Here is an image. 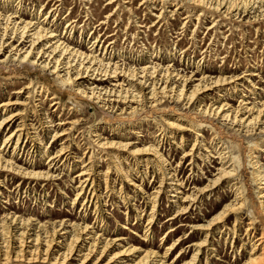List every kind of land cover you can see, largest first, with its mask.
<instances>
[{"label": "rangeland", "instance_id": "obj_1", "mask_svg": "<svg viewBox=\"0 0 264 264\" xmlns=\"http://www.w3.org/2000/svg\"><path fill=\"white\" fill-rule=\"evenodd\" d=\"M178 1L180 6L178 5L175 8V6H170L171 0H115L111 6L106 4L108 0H62V5L58 7V10H60L57 13L55 11L48 13L52 9L54 1L0 0V13L13 15L17 11L16 15L20 16L22 20L38 21L39 19L40 22L44 20L47 14L48 18L44 22H47L49 27L52 26L51 29L56 28L55 30L59 35L62 34L67 21H75L73 24L75 28L70 33H67L64 38L67 43L85 53L91 50L95 52L94 54L97 53L96 55L101 57L103 48L100 49V46L102 44L107 46L109 42H112L110 45L113 50L112 53H115L114 62L119 58L129 66H142V64L149 63L148 61L150 60L162 66H170L171 64L170 69H174L180 75L189 76V73L192 72L193 74H206V76L211 77L233 74L248 78L246 76L247 73L244 71L253 70L250 67L255 66L252 63L254 62L257 64L256 68H254L257 70L256 74H258V77H249L248 80L255 85L254 91L256 94L253 97L256 98V101L264 102V92L261 91V89H264V16L258 18H251L253 14H248L247 16L240 14L237 17L225 16L222 13L223 11L219 12L197 7L184 0ZM160 9H162L163 16L166 18L160 20L158 24L152 27L151 24L157 21L156 16ZM171 11L175 13H171ZM110 13L112 17L109 23L97 26L100 20ZM199 13H202V16H199L196 21L195 15ZM185 16H188L187 22L182 19ZM212 19L216 21L217 25L211 30H206L210 26ZM140 24L145 26V28L139 26ZM111 34L113 36L108 37ZM96 36H99L98 38L102 40L101 45L95 47V44L91 46ZM12 42V39H7V43ZM14 44L16 43L14 42ZM153 50L156 53L158 52L157 54L161 58L154 59L152 54L150 56L152 58H150L149 54ZM205 50L206 52L204 53ZM116 53H120V57H116ZM1 54L3 55L0 56V61L9 55L6 48ZM108 54L105 55L106 58H108ZM201 57H203L202 60ZM2 65L5 66L1 67ZM2 65H0V103L8 100H17V102L23 104L9 107L7 115L12 111L18 110L22 115L18 117L19 119L8 131L0 135V143L18 124L32 123L37 128L38 140L34 139L33 130H28L27 137L23 136L24 138L20 141L21 152L16 157L19 164L32 161L36 164L39 163L41 169H45L46 167L43 166L45 159L49 155L54 154L61 143H64L69 151L65 155H68L66 166H61V163L57 165L59 179L56 181L35 184V182L25 180L24 183L17 186L19 181H23L21 178L0 172V183H5L4 187L0 186V193H2L0 195V219L5 214H9V216L15 214L18 217L33 220L32 223L34 224L43 225L45 226L44 229L47 230H50V223L60 220L79 224L85 223L95 228L93 230L98 232V234L108 232L109 234H105L108 239L127 238L129 245L142 246V249H153L159 255H162L165 248L177 237L187 235L182 245L174 249L166 258L167 262L173 261L180 249L184 248L183 250H185L186 246L201 240L202 236H193V232H190L189 228H184L179 230L173 237L163 238L162 242H160L169 227H176L181 224L178 221L173 223L171 221L165 222L174 214L175 208V204L170 202L174 201L175 198L170 197L173 193L168 192L167 185L161 187L163 193L160 194L158 200L157 215L153 220L151 229L146 236L144 235L147 216L150 213V208L147 206L144 195L151 194L159 186L160 179L163 180L161 175L162 163L159 159L151 157V162L146 164L138 162L137 158L139 156L130 155L129 151L113 147L98 148L95 145V136L100 134L102 140L107 143H125L130 141L134 143L133 147L137 149L148 144L159 146L161 148L159 154L166 158L167 162L173 167L177 163H181L177 169L182 171L184 177L189 176L191 173H189L187 165L191 162V155L195 154L196 157L198 152V158L201 160V155L206 154L202 150L203 148H206L213 155L223 143L224 146L229 147L231 155L236 158L240 168H243L241 176L238 178V187L241 186V189L245 190V198L251 202L252 207L241 215L242 222L238 225L239 240L241 241L235 239L234 248L232 249L230 247L232 236H229V238L227 236V242H224L226 236L223 235L222 238L221 233L219 235L221 229L223 230V224H218L217 229L213 232L214 241L211 240L218 254L208 255L205 251L206 249H204L201 263L203 264L205 259L204 252L209 264H233L234 259L237 264L243 263L247 258V254L241 251L244 248L241 242L243 241L244 244L250 243L244 238L243 229L248 226V223L256 221V216L260 211L259 202H261L257 196L258 185L252 182V170L247 164L250 148V146L248 147L249 139L244 140L235 131L218 124H210L208 120L197 116V102L187 106L184 103H170L168 100L157 106L156 109L159 112L147 117H145L146 114H143L134 123L128 121L130 119L128 115L120 114L118 108L113 109L110 113L109 110L102 111L97 105L78 98L65 86L56 82L55 75H51L38 66L14 68V65L10 63ZM243 72L244 74H242ZM197 78L199 77H195V79ZM41 84L47 89L46 95L43 94L36 97V91H38ZM242 84L248 87V84L244 82ZM25 87L27 88L25 89ZM249 89L252 88L249 86ZM59 92H62V95H57ZM208 93L209 96L203 99L200 108L203 107V104L204 106L209 105L210 99L215 96L214 91ZM245 93L249 97L252 96L248 92ZM52 96H56L57 99L50 100ZM235 96L226 100L233 107L238 105L239 91H237ZM56 101L58 104L51 106ZM220 104L219 102L217 105ZM116 106L124 107V105H119L118 103ZM166 113H171L177 117L180 116L181 119L191 124L189 127L192 131L178 133L174 129H170L165 125L166 121L163 119ZM1 115H4L2 108H0ZM114 116H116V121L111 118ZM109 117L111 119L107 120ZM46 121L51 122L50 125H57L59 122L65 123L53 128L59 131L66 130V134L58 138L59 141L55 144L51 142L53 129H46L45 126L47 124H43ZM130 123L134 125L133 128H128ZM170 131L176 132L174 137L170 135ZM197 133L201 135V137L197 138V142L201 141L200 145L202 146H198L199 148L191 152L190 156L183 157L184 153L190 151ZM180 136H182V139H180ZM172 143H175L178 148ZM13 145L14 141L4 150L7 152V156L12 153ZM44 146H47V150L43 155ZM32 150L37 152H31ZM90 155L91 159L88 161ZM40 156H42L41 159ZM195 157L194 163L198 165L197 168L200 165L203 171L198 172L196 168H193L191 179L187 182L184 193H191V191H187L190 188V190H193L192 188H202L206 184L205 178L212 180V177H210V173L213 172L212 168H203L201 161ZM259 157L260 165L264 168V153L259 154ZM79 160L80 162L81 160L84 161L85 164L90 162L89 166H92L95 182L93 190H95L96 196L99 197L96 209L94 208L95 203L91 201L87 206L82 205L83 199H87L91 184L87 186L79 201L72 205V200L76 193L74 187L77 186L74 177L76 173H79V168L82 167L80 162H77ZM142 168L146 170L145 176H143L144 170ZM123 173L127 178H123ZM201 173H203L204 177L201 176ZM71 179H73L72 182ZM198 179H203V181L197 182ZM227 186L228 184L223 183L214 189L211 194L203 196L195 205L196 208L194 207L188 215L189 224H206L211 217L222 209L224 204L229 203L232 198L227 200L224 196L227 192ZM126 198L131 199L126 200ZM4 200H8L7 204L2 203ZM141 211H143V216L140 221H137L135 216L137 212ZM125 212L128 213V216L124 215L126 214ZM97 214L99 218L102 215L101 221L98 217L95 221L94 216H97ZM233 219L234 216H231L226 221L231 229L236 227H233ZM121 227H126L127 230ZM33 228L36 230L35 227ZM255 228L252 239L260 236L264 228V221L257 224ZM128 231H132L133 234ZM58 240L61 241V239ZM145 242L151 243L153 246H148ZM260 245L257 246L259 252L264 247V240ZM57 249L54 248V250ZM249 249L250 245H247L246 252ZM120 250L121 248L109 249V255H113ZM190 255L191 253L187 249L186 255L182 259L178 258L181 260L175 264L188 260ZM72 259H77L76 255ZM103 259L99 264H104L107 261V258ZM92 262L88 264H92ZM70 263L76 264V261H70ZM9 264L27 263L11 262Z\"/></svg>", "mask_w": 264, "mask_h": 264}, {"label": "bare ground", "instance_id": "obj_2", "mask_svg": "<svg viewBox=\"0 0 264 264\" xmlns=\"http://www.w3.org/2000/svg\"><path fill=\"white\" fill-rule=\"evenodd\" d=\"M49 1L54 2L51 7L52 9L48 13L54 11L57 13L60 10H58V7L62 5V0ZM171 1L170 6H175L176 8V6L179 5L178 0ZM184 1L197 7L217 10L219 12L223 11L222 13L225 14V16L231 15V17H237L240 14L243 16L253 14L251 18L264 16V0ZM114 2L115 0H108L106 4L111 6ZM161 10L162 9L158 10L159 13L156 16L157 21H154L151 24L152 27L155 26V24H158L160 20L166 18L163 16ZM174 11H171V13ZM16 13L17 11L14 12L15 15L0 13V56L3 55L1 53L5 48L9 54L4 60L0 61V65L10 63L14 65V68L21 66H38L40 69L46 70V72L51 75H55L56 82L65 86L66 89H69L78 98L97 105L102 111L109 110L111 113L113 109L118 108L120 114L128 115V117H130L128 121L134 123H136V120L143 114H146L145 117H147L159 112L156 109L157 106L168 100L170 103H184L187 106L197 102V116L204 118V120H208L210 124H218L235 131L240 135V138H243L244 140L249 139L250 143H248V147L250 146V148L247 164L252 170V182L258 185L257 196L261 202H259L260 211L256 216V221L248 223V226L243 229L244 238L247 242L250 241V243L244 244L243 241L241 242V245L244 247L241 251H244V253L247 254V258L242 264H264V247H262L260 252L259 249H257V246H261L260 243L264 240V228L258 238L252 239L256 229L255 226L261 221H264V168L260 165L259 161V154L261 155L264 153V102L256 101V98L253 97V95L256 94L254 91L255 85L251 84L252 81L248 80L249 77H258V74H256L257 70L255 69L257 64L252 62L255 66H251L250 68L253 70L244 71L247 73L246 76H248V78L233 74L229 76L224 74L218 75L217 77H211L208 75L206 76V74H193L192 72L189 73V76L185 74L180 75L174 69H170L171 64L170 66H162L150 60L148 61L149 63L142 64V66H129L119 58L114 62L115 53H112L113 50L110 45L112 42H109V45L107 46H104L103 44L101 45L102 40L98 38L100 35L93 39L91 46H94L95 44V47L101 45L100 49L103 48L101 57L96 55L97 53L94 54L95 52H92L91 50L90 52L85 53L67 43L64 38L67 33H70L72 29L75 28V25H73L75 21L70 20L66 22L64 30L62 31L63 35L61 34V36L57 34L55 30L56 28L51 29L52 26L49 27L47 22H44V20L48 18L47 14L44 17V20L40 22L39 19L38 21L22 20L20 16L16 15ZM195 16L197 21L199 16H202V13ZM111 17V13L108 14V16H105L100 20V23L97 24V26L107 25ZM187 18L188 16H185L182 19L185 22ZM216 25V21L212 19L210 21V26H208L206 30H211ZM139 26L145 28V26H142L141 24ZM109 36H113V34L108 35V37ZM7 39H12L13 42L7 43ZM14 42L16 44H14ZM205 52L206 50L204 53ZM157 53L153 50L149 54V57L152 54V56L154 55V59L161 58ZM107 54L108 58L105 56ZM116 55V57H120V53H116ZM202 59L203 57H201V60ZM4 66L5 65H2L1 67ZM244 72L242 74H244ZM195 77L199 78L195 79ZM243 82L248 84V87L245 86V84L243 85ZM249 86L252 89H249ZM26 88L27 87H25V89ZM46 91V87L41 84L38 91H36V97L42 96L43 94L46 95ZM213 91L215 92L214 99H210L211 102L209 105L204 106L203 104V107L200 108L203 99L209 96L208 92ZM237 91H239L240 97H238V105L233 107L226 100L232 99L235 94H237ZM261 91L264 92V89H261ZM16 92L21 93L20 91ZM245 92H248L252 96H247ZM57 95H62V92H59ZM56 99V96L50 98V100ZM219 102L221 104L217 105ZM117 103L119 105H124V107L121 108L116 106ZM21 104L23 103H19L17 100H8L0 103V108H2V111L4 112V115L0 116V135L8 131L16 120L19 119L18 117L22 115L19 110L15 112L12 111L7 115L9 107L19 106ZM56 104H58L57 101L52 103L51 106H55ZM116 116L111 118L116 121ZM111 118L109 117L107 120H110ZM163 119L166 121L165 125L170 129H174V131H177L178 133L192 131L189 127L191 124L181 119L180 116L177 117L171 113H166L165 116H163ZM43 124H47L45 126L46 129H53L55 126H61L65 123L59 122L57 125H50L51 122L46 121ZM133 127L134 125L132 123L128 125V128ZM28 130H33V133L35 134L34 139H37L38 133L36 132L37 128H35L34 124L20 123L0 143V172H4L5 175L11 174L21 178L23 181H19L17 186L24 183L25 180L33 183L35 182V184L58 180L59 173L57 172L59 170L57 165L61 163V166H66L68 155H65L69 151L68 147L65 146L64 143H61L59 149L45 159L43 165L46 167L45 169H41L39 163L36 164L32 161L30 163L24 162L19 164L16 157L19 152H21L20 141L24 138L23 136L27 137ZM65 131L66 130L59 131L53 129V134L51 136L52 144L57 143V141H59L58 138H61L66 134ZM174 131L169 132L173 137L176 134ZM195 136L196 139L191 145L190 151L184 153L183 157L190 156L191 152H194L196 148L202 146L200 145L202 143L201 141L197 142V138L201 137V135L197 133ZM95 137V145L98 148L113 147L119 150L129 151L130 155L139 156L137 158L138 162H144L146 164L151 162V157L159 159L162 163L161 175L163 180L160 179L159 186L151 192V194L144 195L147 206L150 208V213L147 216L148 218L145 224V236L151 229L154 222L153 220L158 212V200L160 194L163 193L161 187L167 185L169 189L168 192L173 193L169 196L175 198L174 201H170L175 204V208L174 214L165 222L167 223L171 221V223H173L178 221L181 224L176 227H169L160 239V242H162L163 238L168 239L173 237L179 230L184 228H189L190 232H193V236L201 235L202 239L189 244L186 246L185 250H183L184 248L180 249L175 255L173 261L167 262L166 258H168L174 249L182 245L184 240H186L187 235L184 237H177L165 248L162 255H159L156 250L142 249V246L129 245L127 238L108 239V237L105 236L106 233L109 234L108 232L98 234V232L93 230L95 228L85 223L79 224L68 222L67 220H60L50 223V230H47L44 229L45 226L43 225L32 223L33 220L31 219H24L15 216V214L12 216L5 214L0 219V264H9L11 262H26L27 264H71L70 261H76V264H88L91 263V261H93L92 264H99L102 262L103 258H107V261L104 264H175L186 255L187 249L191 253L190 258L180 264H202L201 256L204 249H206L205 251L208 255L218 254L217 249L214 248V245L211 242V240L214 241L213 232L217 229L218 224H223V230L221 229L219 235L221 233L222 238L223 235L226 236L224 242H227L229 236H232L230 247L232 249L234 248V240L240 239L238 225L242 222L241 215L244 214L245 211H248V209L252 207V204L245 198V190H242L241 186L238 187V178L241 176L243 168H240L236 158L231 155L229 147L224 146L223 143H221V145L219 144L220 147L218 151L215 150L216 152H214L213 155H211V152L209 153L206 148H203L202 150H204L206 154L201 155V160L198 158V152V156L196 157L195 154H193V156L191 155V162L187 164L189 167L188 171L191 173L189 176L184 177L182 171L177 169L181 163H177L176 166L173 167L167 162L166 158L159 154V151L161 150L159 146L148 144L137 149L133 147L134 143L130 141H126L125 143H107L102 140L100 134ZM180 139H182V136H180ZM13 141L14 145L12 146V153L7 156V152L4 150L9 144L11 145ZM172 144L175 145V143ZM43 148L44 150L42 154L44 155L47 146H44ZM31 152L36 153L37 151L32 150ZM90 157L91 155L88 157V161H90ZM194 157L201 161L203 168H212L213 172L210 173L212 180H207V178H205L206 184L202 188H192L193 190H190V188L187 189V191H191V193H184L187 187V182L191 179L193 168H196L198 172L203 171L200 168V165L199 168H197L198 165L194 163ZM41 158L42 156H40V159ZM77 162L79 163L80 160ZM80 164L82 167L79 168V173H76L74 177L77 186L74 187L76 193L72 200V205L79 201L87 189V186L91 184L87 199H83L82 205L87 206L91 201L95 203L94 208L96 209L99 197L96 196L94 193L95 190H93V184L95 182L93 179L92 166H89L90 162L85 164L82 160ZM145 174L146 170H144L143 176H145ZM201 176L204 177L203 173H201ZM4 177L6 178V176ZM123 178H127L124 173ZM72 181L73 179H71V182ZM202 181L203 179L197 180V182ZM223 183H226V185L228 184L227 192L224 195L225 199L229 200L232 198V200L229 203L224 204L222 209L216 215L211 217L206 224H189L190 221L188 215L194 207L196 208L195 205L197 202L203 196L211 194L214 189ZM0 186L4 187L5 183L1 182ZM137 188L139 187L137 186ZM139 191L141 190L139 189ZM0 195H2V193H0ZM128 199L131 198H126V200ZM7 201L4 200L2 203L7 204ZM125 213L126 214L124 215L128 216V213ZM142 216L143 211L137 212L135 219L140 221ZM231 216H234L233 227L236 226L233 229L229 228L226 223L227 218H230ZM97 217L98 214L97 216H94L95 221ZM99 219L101 221L102 215ZM33 227H35L36 230H34ZM121 228L127 230L126 227ZM128 232L133 234L132 231ZM58 239H61V241ZM140 240L145 241L143 239ZM145 244L153 246L151 243L145 242ZM247 245H250V249L246 252ZM54 248L58 249L54 250ZM112 248H121V250L113 255H109V249ZM204 254L206 256L205 252ZM75 255L77 259H72ZM205 256L203 264H209L208 258ZM232 263L237 264L235 259Z\"/></svg>", "mask_w": 264, "mask_h": 264}]
</instances>
